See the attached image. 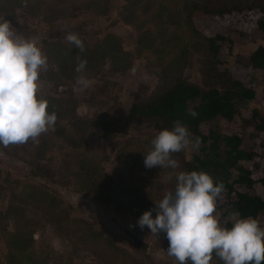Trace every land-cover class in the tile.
Wrapping results in <instances>:
<instances>
[{"label": "rangeland", "instance_id": "obj_1", "mask_svg": "<svg viewBox=\"0 0 264 264\" xmlns=\"http://www.w3.org/2000/svg\"><path fill=\"white\" fill-rule=\"evenodd\" d=\"M87 1L95 3L86 5ZM189 1L27 0L25 6V0H0V16H5L15 31L35 38L47 55L48 63L55 52L48 49L61 45L66 52L72 51L73 45L65 40L68 31L78 33L83 40L85 53L91 60L83 72L88 86L76 83L79 75L75 72L76 59L67 69L68 74H61L58 85L39 77V94L73 101L76 118L82 121L80 126H85V121L88 124L82 133L81 145L74 151L83 156L88 167L97 165V173L114 184L108 190V200L101 201L90 188L84 190L82 180L63 173V138L49 136L45 143L43 163L48 166L53 181L31 174V160L38 159L33 146L23 149L17 148L18 145L7 148L0 145V212L6 210L12 191L18 192L21 186L34 185L52 196L56 203L49 215L42 210L35 213L34 209L24 213L31 220L40 217L32 230L34 256L45 255L48 264H179L168 255L166 233L153 235L149 228L141 229L138 220L145 211L156 208L155 200L174 190L175 174L181 171L182 159L191 160L199 153V146L193 140L183 151L173 153L172 158L180 164L176 169L146 168L143 152L150 150L151 140L161 128L153 123H133L125 132L115 131L107 139L100 123L111 120L118 111L126 112L131 103L170 86L177 76L205 85L210 61L199 32L185 20ZM248 18L236 15L218 22L219 26L230 28L232 39L229 51L220 52L218 59L255 89V98L239 101L238 113L230 121L217 117L203 123L200 129L204 133L209 128L228 134L237 132L243 136V147L261 150L260 168L253 175L259 178L264 177V134L259 137L254 123L246 120L253 109L264 110V72L251 69L247 62L252 51L264 45V33L254 29V21ZM195 21L203 29H217L213 27L217 24H204L198 16ZM109 34L116 38L114 45L131 56L126 69L114 70L109 58L103 62L99 60V54L93 58L88 53L103 40L107 41ZM69 121L68 118L60 119L48 132L63 127L70 133L73 127ZM251 134L256 136L251 137ZM260 141L262 147H259ZM240 163L252 167L251 162ZM235 174L236 171L224 163L213 171V178L231 179ZM93 175L87 178H93ZM256 188L258 194L263 193L261 186ZM216 213L221 223L227 220L228 215L221 211ZM152 214L155 217L157 212L154 210ZM0 220V264H8L5 230L14 231L13 221L7 222L3 217ZM257 220L263 226V215L260 214ZM210 264H223V261L213 253Z\"/></svg>", "mask_w": 264, "mask_h": 264}, {"label": "trees", "instance_id": "obj_2", "mask_svg": "<svg viewBox=\"0 0 264 264\" xmlns=\"http://www.w3.org/2000/svg\"><path fill=\"white\" fill-rule=\"evenodd\" d=\"M189 2L185 9V20L193 30L199 32L205 46L210 61L208 82L200 86L177 76L170 86L156 90L151 95L131 103L126 112L118 111L111 120H103L100 125L105 137L109 139L115 131L125 132L133 123H153L156 127L164 129L173 127L175 120H181L189 129L192 140L195 141L198 138L200 141L199 153L193 155L191 160L182 159L181 171L203 170L213 177V171L226 163L236 171V174L231 179L225 177L215 180L223 184L216 211H221L224 215L239 212L241 217L251 216L257 219L260 214L264 217V177H253L260 168L258 159L261 158V150L243 147V136L237 132L228 134L209 128L204 133L200 129L203 123L217 117L230 121L238 113L239 101L255 98V89L218 59L220 52L227 53L232 46L230 28L221 27L218 22L236 15H241L245 19L250 17L251 21H254V29L257 28L264 33V0H191ZM94 3V1H87L86 5ZM196 16L202 19L204 24H217L213 26L217 29L201 28L195 21ZM107 37L110 38L107 41L103 40V43L90 49L88 53L93 58L98 57L99 54V60L103 62L109 58L114 70L126 69L130 64V54L114 45L116 38L113 34ZM139 43L142 45L141 42ZM48 51L55 52L54 55H50L51 61L47 63L44 74H41L40 78L54 81L55 85H58V81L62 79L61 74H68L67 69L73 66V62L79 56L91 63L88 55L85 52L80 53L74 46L71 52H66L61 45L50 48ZM52 66H55V69ZM247 66L264 72V45H259L252 51L248 57ZM262 80L264 81V74ZM38 95H44L48 100L49 113L57 114L56 123H59L60 119L68 118L73 128L70 129V133H67L63 127H57L52 132L41 134L36 142L29 140L28 143L17 146L23 149L26 146L34 147L38 159L31 160L34 169L30 170L31 174L52 180L48 166L43 163L45 143L49 141V136L63 138L65 152V157L62 158L63 173L65 171V174L74 175L82 180L84 190L90 188L97 199L108 200V190L113 188V182L106 181L103 174L97 173L99 168L97 165L88 167L84 164L83 156L74 151L81 145L82 133L88 127L87 122H84L85 126H80L82 121L76 118L71 99L50 94L38 93ZM189 109L194 110L197 115L191 116ZM250 121L254 123L259 137L264 134V110L253 109L246 120V122ZM252 136L255 137L256 134H251ZM258 144L259 147L263 146L262 141ZM65 145L74 149L67 150ZM39 153H41L40 156ZM241 161L251 162L252 167L242 165ZM90 174H94V177L88 179ZM258 185L263 188L262 194L257 193ZM55 206L54 198L34 185L21 186L18 192L15 189L12 191L8 197L6 210L4 213L0 212V217L7 218V222L12 219L14 227L13 232L5 230L9 246L8 264H48L45 255L34 256L33 251L32 230L40 222V217L31 220L24 213L34 209L35 213L37 210H42L49 215ZM226 226L230 228L231 222L229 221Z\"/></svg>", "mask_w": 264, "mask_h": 264}, {"label": "clouds", "instance_id": "obj_3", "mask_svg": "<svg viewBox=\"0 0 264 264\" xmlns=\"http://www.w3.org/2000/svg\"><path fill=\"white\" fill-rule=\"evenodd\" d=\"M65 40L80 53L86 51L78 33L68 31ZM77 60L76 83L87 87L89 82L83 72L88 61L79 57ZM47 63L48 57L38 41L15 31L12 23L0 16V145L5 148L23 145L29 140L36 142L41 134L55 126L57 114L49 113L48 100L38 95L40 73ZM135 71L133 68L132 72ZM189 114L197 115L192 109ZM191 143L187 126L175 120L173 127L160 130L151 140L150 150L143 152L145 167L178 168L172 154L183 151ZM195 144L199 146L198 138ZM175 177L174 190L155 200L156 208L145 211L138 220L139 227L149 228L153 235L166 233L169 256L179 264L188 261L210 264L213 253L223 264L264 262V227L256 218L232 212L227 220L220 222L216 208L222 183L203 170L180 171ZM229 221L230 228L226 226Z\"/></svg>", "mask_w": 264, "mask_h": 264}]
</instances>
